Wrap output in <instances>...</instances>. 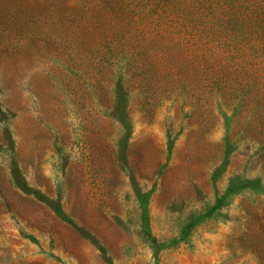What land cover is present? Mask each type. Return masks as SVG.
<instances>
[{
	"label": "rangeland",
	"instance_id": "374dc122",
	"mask_svg": "<svg viewBox=\"0 0 264 264\" xmlns=\"http://www.w3.org/2000/svg\"><path fill=\"white\" fill-rule=\"evenodd\" d=\"M0 264H264V0H0Z\"/></svg>",
	"mask_w": 264,
	"mask_h": 264
}]
</instances>
